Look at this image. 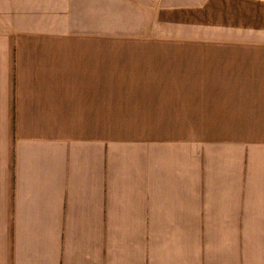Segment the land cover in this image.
<instances>
[{"label": "crops", "instance_id": "0c3cea01", "mask_svg": "<svg viewBox=\"0 0 264 264\" xmlns=\"http://www.w3.org/2000/svg\"><path fill=\"white\" fill-rule=\"evenodd\" d=\"M0 264H264V0H0Z\"/></svg>", "mask_w": 264, "mask_h": 264}]
</instances>
